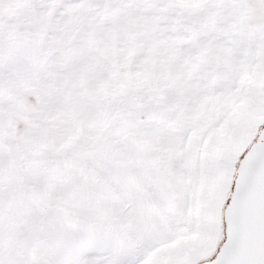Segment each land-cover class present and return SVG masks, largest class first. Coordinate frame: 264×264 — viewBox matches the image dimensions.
<instances>
[{"label": "snow or ice", "instance_id": "1", "mask_svg": "<svg viewBox=\"0 0 264 264\" xmlns=\"http://www.w3.org/2000/svg\"><path fill=\"white\" fill-rule=\"evenodd\" d=\"M0 264H264V0H0Z\"/></svg>", "mask_w": 264, "mask_h": 264}]
</instances>
